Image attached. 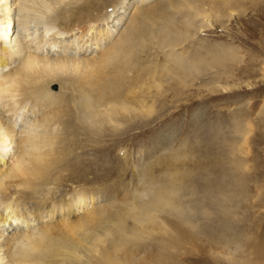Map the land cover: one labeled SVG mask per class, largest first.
I'll list each match as a JSON object with an SVG mask.
<instances>
[{"label":"rangeland","instance_id":"rangeland-1","mask_svg":"<svg viewBox=\"0 0 264 264\" xmlns=\"http://www.w3.org/2000/svg\"><path fill=\"white\" fill-rule=\"evenodd\" d=\"M140 1L102 0L101 13L110 15L108 19L83 28L74 22L75 26L61 34H56L58 28L46 33L40 25L28 32L14 21L8 28L6 25L0 43L8 37L9 48L14 49L19 38L29 50L43 41L41 48L50 50L45 56L50 59L64 54L91 59L124 35L119 45L128 53L121 51L106 71L115 76L120 69L130 76L145 77L133 90L139 94L136 102L132 94L129 100L115 104L123 116L132 114L133 120L125 117L121 124L106 123V131L99 136L89 133L76 138L70 131L61 135L66 142L79 140L67 160L70 173L84 166L89 172L85 181L62 171L66 176L63 184L53 187L57 195L62 193L68 199L83 192L81 208H62L55 213L47 209L46 216L43 209L37 212L35 207L16 203L9 209L0 208V217L8 216L7 221H0V231L9 235L28 224L31 230L72 221L93 206L88 192L95 198L103 196L95 203L108 204L105 215L139 213L137 222L128 217L127 224L144 229L139 223L144 218L142 209L130 212L131 198L141 195V200L150 201L164 194L171 205L158 204L157 217L149 224L151 232L132 243L134 251L136 244L141 248L131 257L126 255L134 252L128 245L115 256L114 264H264V0H150L138 4ZM2 2L0 15L5 19ZM7 2L17 17L13 0ZM122 9L127 14H121ZM195 9L201 14L195 16ZM120 17L122 22L112 27ZM92 32L104 34L100 45L84 44ZM167 38L171 46L165 43ZM54 40L55 46L48 47ZM17 64L10 57L0 58V78ZM172 66L178 67L172 69L174 74L168 71ZM61 85L53 83L50 89L59 93ZM85 86L86 91L92 88ZM77 93L79 100L80 91ZM140 98L152 106L148 117L142 114L146 107L138 102ZM17 127L13 130L19 134H13L14 143L0 170L18 154L15 141L23 128ZM98 150H104L105 160L99 161ZM146 189H152V194H146ZM6 227L10 229L4 230ZM110 233L105 237L102 227L85 233L78 254L81 261L87 260L84 255H91L94 246L107 248L114 234ZM147 235L150 238L142 248ZM97 236L105 238L96 242Z\"/></svg>","mask_w":264,"mask_h":264},{"label":"bare ground","instance_id":"bare-ground-1","mask_svg":"<svg viewBox=\"0 0 264 264\" xmlns=\"http://www.w3.org/2000/svg\"><path fill=\"white\" fill-rule=\"evenodd\" d=\"M2 1L1 11L6 12V16H4L6 18L2 17L3 14L0 15V39L6 36V33H2L6 25L8 28L13 21L14 24L20 25L25 32L40 25L46 33L58 28L56 34H61L75 26L72 25L74 22L83 28V26L96 24L98 21L101 22L100 20L104 21L110 17V15L103 16L104 13H101L105 4L102 3V0H13V5H16L17 17H14L13 11L9 9L8 0ZM147 1L150 0H141L137 3L143 4ZM93 10H98L97 14H93ZM115 10L116 8L112 11ZM195 10V16L201 14L200 9ZM121 11V14L126 12V10L123 12V9ZM121 22L122 17L114 20L115 24L112 27ZM93 33L86 35L89 39L84 42L85 45H100L98 41H103V33L96 32L95 35ZM98 37L100 38L98 39ZM7 39L8 37L0 43V58L10 57L13 62H18V64L17 68L0 78V163L6 160L9 147L14 143L13 134L15 132L13 129L22 126L23 130L20 132L21 138L18 142V139L15 138L18 152L16 158L7 168L0 170V208L9 209L13 204L23 203L31 209L35 207L37 212L43 209L46 216L49 215V211L45 212L47 209H53L54 213L56 210H63L62 208L64 210L78 209L82 205V200H85L83 192L78 191L68 199V196H63L62 193L57 195V188L53 187L54 184L58 187L63 184L62 181L66 176L61 174L62 171L72 172L71 168H68L67 160L75 151L72 149L79 143L78 139L72 143L70 140V143L66 142L65 138H61V135L70 131L74 137L89 133L99 136L106 131V123L118 124L125 117L128 120H133L135 117L132 114L128 118L123 116L115 104L118 101L129 100V95L132 94L135 95H133V99L136 102L139 99L137 98L139 94L136 95L137 92L133 90L144 82L145 76L143 74L133 75V73L130 76L125 70L119 69L120 64L117 67L119 69L117 75L113 76L106 71L118 59L121 51L128 53L124 46L120 47L121 45H119L125 40L124 35L110 49H106L107 51L104 49L99 56L91 59H73L72 57L68 58L66 54L58 59L45 58L51 52L41 48L43 41L35 44L34 48L29 45L30 48L27 50V46L21 44L22 41L19 38L16 39V45H14L17 47L9 48ZM34 40L36 41L38 38H34ZM170 42L172 41H169V38L165 41L171 46ZM56 43L54 40L47 44L48 47H54ZM66 52L69 51L66 50ZM180 65L182 64L180 63ZM180 65L179 67H181ZM174 67L172 66L168 71L174 74L172 71ZM176 72L180 74L178 70ZM100 81H103L104 84L100 85ZM59 82L63 83L60 92L51 91L50 85ZM83 85H90L92 88L90 90L87 88L88 91H86V86L82 87ZM76 89L78 92L80 91L79 100L76 99L78 94ZM62 90L69 93L62 94ZM17 97L20 99L17 100ZM144 99L141 101L140 98L138 102H141L143 106L140 105L143 108L146 107V112L144 111L142 114L148 117L152 113V106H148ZM121 109L125 110L126 108L122 107ZM103 152L104 150H98L99 161L100 159L105 160ZM98 166L96 165L95 169H99ZM84 168L85 166L82 169L81 167L77 168L74 173H70L68 176L71 175L86 181L89 170ZM148 190L146 189V194H152L153 190ZM88 193L90 194L88 198L93 206L86 214L81 217L77 216L72 221H62L54 227L37 226L31 230H29L31 227L28 224L26 229H16L9 235L0 231V264H104L106 262L114 264L115 256L118 257L119 251L124 250L128 245H130V250L134 251L133 246L135 245L132 246L134 240L144 238L146 234L149 235L148 232L152 230L149 224L154 222L157 217L154 214H156L158 204L163 202L165 206L171 205L169 197L167 199V195L162 193V195L156 196L159 198L156 199L158 201L141 200V195L134 196L131 198L132 204L128 203L129 207L131 206L130 212H134L137 207L142 209L144 218L140 219L139 223L145 228L138 229L135 226L131 228L127 224L128 217L137 222L139 213L105 215V207L108 204L101 203L97 206L95 203L98 202L95 200L103 199V196L95 198L91 196L92 193ZM166 200L168 201L165 202ZM54 201H59L56 207L53 205ZM24 207L26 209V206ZM27 209L29 210V208ZM158 211L160 212V210ZM7 217L1 216L0 221H7ZM113 222L114 224L110 227ZM114 226L115 229H113ZM98 227L106 230L105 237L108 236L109 230L110 234L114 233L112 241L109 242L107 248L104 246L105 249L103 247L96 249L97 246H94L91 255H84L87 260L81 261L78 254L81 251L79 248L85 240V233L94 232ZM8 229L10 228L6 227L4 230ZM75 235L78 236V239H74ZM102 238L97 236L98 241L95 240L99 242L104 240ZM149 238V236L145 238L142 248L145 247L146 240L148 241ZM106 239L105 241H107ZM140 245L136 244L135 248L139 250ZM137 250L126 255L132 257Z\"/></svg>","mask_w":264,"mask_h":264}]
</instances>
